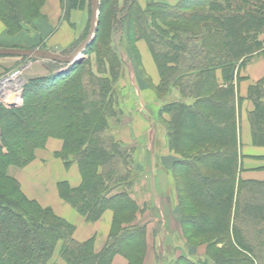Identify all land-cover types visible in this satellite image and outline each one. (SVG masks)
Listing matches in <instances>:
<instances>
[{
	"label": "trees",
	"instance_id": "16d2710c",
	"mask_svg": "<svg viewBox=\"0 0 264 264\" xmlns=\"http://www.w3.org/2000/svg\"><path fill=\"white\" fill-rule=\"evenodd\" d=\"M39 1L0 0L7 32L21 28L26 12L38 14ZM145 1V8L138 0L101 1L89 50L95 59L35 79L20 108L0 106V264H59L55 256L64 264H112L117 255L144 264L141 210L128 192L113 194L133 183L127 153L108 135L109 121L118 114L115 86L123 65L105 36L108 28L111 34L125 32L128 45L146 42L161 79L158 92L180 96L171 97L161 115L168 117L169 148L185 156L174 175L184 234L206 254L198 261L183 256L175 264H264V182L239 178L233 79L264 52V0H179L174 8ZM67 3L74 9L78 0ZM249 98L253 143L264 147V82ZM50 139L63 142L57 157L67 168L77 165L82 177L76 189L61 182L60 198L89 224L113 212L112 232L100 252L94 240L76 241L73 225L30 200L9 175L10 168L33 162Z\"/></svg>",
	"mask_w": 264,
	"mask_h": 264
},
{
	"label": "crops",
	"instance_id": "0c3cea01",
	"mask_svg": "<svg viewBox=\"0 0 264 264\" xmlns=\"http://www.w3.org/2000/svg\"><path fill=\"white\" fill-rule=\"evenodd\" d=\"M138 2L142 8H145V0H138ZM161 3L174 8L179 0H161ZM52 4L54 6L57 3ZM6 34L7 28L0 20V48L4 47L1 41ZM136 45L142 63L138 68L131 63L133 68L131 72L137 82L134 87L136 99L131 100L128 92L124 96L126 105L131 107L130 110L135 116H138V122L136 124L134 122L136 118H131L132 122L130 121L126 129L119 133V137L124 144L136 146L134 168L141 176L142 183L137 186L133 196L141 210L137 217V224L144 225L147 229V251L144 264H175L178 258L183 256L198 261L205 257L206 249L203 246L188 243L175 189L173 174L181 157L169 149L167 127L164 123L168 117L163 115L161 119L159 112L162 106L156 102L155 94L151 91V88L159 85L160 75L147 43L140 41ZM131 58L133 59V56ZM48 62L50 61H35L27 67L31 74L46 76L54 69V66ZM9 65L12 63L0 61V79ZM218 78L223 83L220 72ZM233 79L236 81L235 96L241 163L239 178L245 181L264 182V147L253 143L249 121V115L254 111L249 93L253 87L264 82V52L255 56L244 67L237 69ZM130 87L132 89V86ZM176 97L180 96L176 95ZM178 99L175 98V100ZM62 147L61 140L50 139L46 148L37 152L33 162L23 169L10 168L9 175L20 183L23 193L30 200L36 201L43 208L53 210L58 217L73 225L76 241L85 243L94 240V249L100 252L107 244L112 232L113 212L106 211L99 222L89 224L84 217L60 198L58 185L61 182L67 181L73 189L78 188L82 183L78 166L73 164L67 168L57 157ZM142 190L144 193L141 192ZM112 264H129V261L117 255Z\"/></svg>",
	"mask_w": 264,
	"mask_h": 264
},
{
	"label": "rangeland",
	"instance_id": "374dc122",
	"mask_svg": "<svg viewBox=\"0 0 264 264\" xmlns=\"http://www.w3.org/2000/svg\"><path fill=\"white\" fill-rule=\"evenodd\" d=\"M40 1H42V3L41 5H39V13L35 14L32 11L26 12L25 17L21 19L23 21L21 24V28L16 31L7 32L6 37L3 38V40L1 41L4 47L0 49H42V50L50 51L54 54H58L62 57L71 56L76 51V49L87 39L91 31L92 7L90 0H78L77 7L74 9L69 7L67 0H40ZM98 1L99 4H101V1L104 2V0H98ZM54 2H56L57 4H54L53 6L52 3ZM121 3H123V1ZM99 18H100V14H99ZM105 36H107L108 42L111 41L112 47L115 48V50H117L119 56L123 61L121 71L119 72L118 75V81L115 86L114 100H115L116 112L118 114L116 115L115 118L109 121L110 132H108V135L110 138H113L115 142L121 145V149L123 152L127 153L129 159L126 168L131 171L130 181H132L133 183L131 185L130 190L127 191L126 186H121L118 189H116L113 192V194H117L119 192H128L130 198L138 206V203L134 199L133 193H135L136 189L138 188L137 186L141 185L142 178L141 176H138L136 171H134L136 146L134 144H124L121 141V138L119 137V133L126 129L129 122L130 121L132 122V119L136 118L134 119L135 120L134 122L136 124L138 122L137 120L138 116L137 115L135 116L132 113V110H130L131 107L126 105L125 102L127 101L124 94L128 92L130 94L128 97L131 100L136 99V95L134 93V87H136L137 82L131 71L133 69L132 68L133 64H135L138 68L141 67L142 63L140 61V55L137 45L135 43H131V44L129 43L130 45H128L127 40L125 38V32L124 35L121 33L120 30L116 34H111L108 28V30L105 33ZM93 43L94 41L79 56V59L82 60L81 63L88 61L89 59H95L93 53L89 54V50L91 49ZM131 56H133V59L131 58ZM0 58H1L0 61L2 62L12 63V65L6 67L4 76L0 79V85L4 83L6 78H8L17 71L25 69L32 62L45 60V59L22 58V57H0ZM48 63L54 66V69L51 72H49V74L52 72H54V74H59V73L66 74L72 70L73 66L78 65L75 64L73 66L67 67L63 64H59L56 62H48ZM41 77L44 76H40V75L38 76L35 75L34 73L31 74L30 72H26L25 79L23 82V87L21 88L20 91L21 94L19 95L17 100H12L10 102L0 101V106L8 109L22 107L25 100L24 94L26 88L29 85L31 86V83H33L35 79ZM160 83L158 86L156 87L153 86L154 88H151V91L155 94V99L157 103L163 106L165 103L170 102L171 97L173 100H175V98L180 99V97H176V95H178L176 93H174L172 96L168 94L160 95V93L158 92ZM130 86H132V89H130L131 88ZM10 103H13L14 106L10 107L9 106ZM159 114L162 119L163 115H161V110ZM173 152L174 154L179 155V157H181L182 160L183 158L182 156H184L182 152H177V151H173ZM173 175H176L175 171ZM141 192L144 193L143 190ZM198 242H199L198 240H195L192 243L194 245H197ZM53 260L54 262H57L59 264H64L61 261V259L58 258L57 256H55Z\"/></svg>",
	"mask_w": 264,
	"mask_h": 264
},
{
	"label": "water",
	"instance_id": "95a60500",
	"mask_svg": "<svg viewBox=\"0 0 264 264\" xmlns=\"http://www.w3.org/2000/svg\"><path fill=\"white\" fill-rule=\"evenodd\" d=\"M92 7V27L87 39L76 49V51L69 57H62L47 50L42 49H0V57H22V58H36L50 60L67 67L75 64H80L82 60L79 56L87 49V47L95 40L99 19V1L90 0ZM66 67V69H67ZM234 78V74H233ZM2 84L0 85V87ZM10 107L14 106L13 103L9 104Z\"/></svg>",
	"mask_w": 264,
	"mask_h": 264
},
{
	"label": "bare ground",
	"instance_id": "6f19581e",
	"mask_svg": "<svg viewBox=\"0 0 264 264\" xmlns=\"http://www.w3.org/2000/svg\"><path fill=\"white\" fill-rule=\"evenodd\" d=\"M29 71V68L26 67L25 69L17 71L8 78H6V80L0 87V101L10 102L12 100H17V98L21 94L20 91L23 87L25 73Z\"/></svg>",
	"mask_w": 264,
	"mask_h": 264
}]
</instances>
